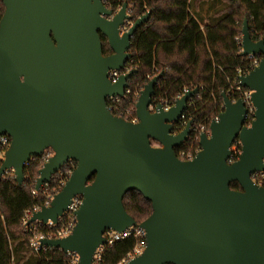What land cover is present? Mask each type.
Here are the masks:
<instances>
[{
	"label": "water",
	"instance_id": "1",
	"mask_svg": "<svg viewBox=\"0 0 264 264\" xmlns=\"http://www.w3.org/2000/svg\"><path fill=\"white\" fill-rule=\"evenodd\" d=\"M1 1L0 137L8 136L10 144L0 178L13 171L22 186L25 165L51 150L38 171V191L68 161L76 163L62 189L27 225L57 224L72 198L82 197L71 233L43 238L41 247L76 254V264H92L105 231L137 227L146 246L127 264H264V186L252 180L264 172V38L253 41L244 20L240 56H262L238 77L251 91L250 125L243 100L233 102L222 93L223 111L210 122L209 136L200 134L193 159L180 160L175 150L188 140L193 122L177 133L175 126L197 89L187 90L168 110L159 104L151 111L160 73L140 91L136 123L107 106L109 97H124L136 70L114 83L108 73L125 71L131 38L150 12L120 33L132 20L127 3L114 12L105 0ZM101 36L110 55L102 53ZM236 141L241 152L230 163ZM233 182L240 190L230 188ZM132 191L151 203L141 223L123 205Z\"/></svg>",
	"mask_w": 264,
	"mask_h": 264
},
{
	"label": "trees",
	"instance_id": "2",
	"mask_svg": "<svg viewBox=\"0 0 264 264\" xmlns=\"http://www.w3.org/2000/svg\"><path fill=\"white\" fill-rule=\"evenodd\" d=\"M123 3L128 5L131 22L147 12L150 16L131 38L126 66L136 72L128 80L131 93L115 104L107 103L113 115L127 121L135 117L133 108L137 99L134 92H139L160 73L162 76L154 93L156 102L173 101L184 88L197 89L188 101L184 119L175 126L176 133L183 129V122L190 120L194 127L209 126L223 111L222 93L234 102L247 91L246 88L237 90L238 77L248 74L252 65L248 57L240 56L242 27L246 20L251 39L264 38V0H105L114 12ZM3 12L0 0V18ZM101 43L103 55H110L112 52L104 36H101ZM195 136L191 132L188 140L176 148V154L191 144L198 150L199 143L193 141ZM234 145L241 151L239 141ZM48 153L51 150L45 152ZM238 157L236 154L234 161ZM42 165V157L32 158L25 165L22 186L17 185L13 173H5L0 178V264H70L69 256L60 249L35 251L31 247L35 235L51 236L52 229L40 227L36 222L24 224L27 213L44 205L48 196L58 193L63 187L61 183L76 167V163L66 164L58 172L57 179L34 196L31 191ZM230 188L240 190L236 182L231 183ZM123 205L137 223L152 212L151 203L135 191L124 196ZM133 246V238L116 242L102 254L99 264H118Z\"/></svg>",
	"mask_w": 264,
	"mask_h": 264
},
{
	"label": "built area",
	"instance_id": "3",
	"mask_svg": "<svg viewBox=\"0 0 264 264\" xmlns=\"http://www.w3.org/2000/svg\"><path fill=\"white\" fill-rule=\"evenodd\" d=\"M105 3V2H104ZM106 5V4H105ZM107 8H109L106 5ZM129 10V9H128ZM116 12V11H115ZM132 22H126L124 26L121 27L120 29V33L125 32L128 27L131 25ZM248 58L252 61V65L250 67V71L254 69V67H256L259 64L260 58L259 56H248ZM129 69L127 66L125 67V71H109L108 73V78L109 80L114 83L117 81L118 77L123 74L128 72ZM249 71V72H250ZM239 83V80H238ZM243 87L240 86V84L237 86V90L240 91ZM142 89H140L141 91ZM139 92H134V97L136 99H138L139 97ZM187 91V89H183L182 92L177 96L176 99L180 98L185 92ZM131 93L130 89L127 88L125 90V95H129ZM251 97V91H249L247 89V91H243L242 92V96L240 99L243 100L244 104H245V108L247 109V114H246V126L250 125V121L253 119L254 117V112H255V108L251 103L250 100ZM174 99L173 101H169L167 99L161 100L159 102H156L155 98L153 97V103L152 105L149 107V109L151 111H154L157 105H162V107L164 108V110H168L175 102ZM120 100L119 97H109L107 99V103L109 102V104H115ZM109 108V107H108ZM110 110V108H109ZM133 110L135 111V107L133 108ZM184 119V114L182 117V120ZM132 123H136L137 122V118H136V113H135V117L131 118L129 120ZM186 123L183 122L182 126L183 128L185 127ZM210 125V124H209ZM191 132H194L196 134V136L194 137V142L197 141L199 143V136L201 133H205L209 136L210 134V130H209V126H205V125H197L196 127H194V125H192V130ZM189 138V137H188ZM10 144V139L8 136H2L0 137V165L3 161L4 158V153L7 150L8 146ZM240 144V143H239ZM200 149V146H199ZM198 150H194L193 149V144H191L187 149L181 150L179 151L176 155L180 160H191L194 158L195 154L199 151ZM232 150V158L230 159V163L232 161H234V156L236 154H240V150L238 149V145H233L231 147ZM52 155L51 153L45 154L43 156H41L43 158V163L47 162L49 157ZM72 163H75L74 161H68L66 164L67 165H72ZM65 164V165H66ZM64 165V166H65ZM63 166V167H64ZM62 167V168H63ZM61 168V169H62ZM60 171V170H59ZM58 171V172H59ZM10 173H13V171H8ZM7 172V173H8ZM58 172L52 177L51 181H54L57 179L58 176ZM70 176V174H69ZM68 180V179H67ZM66 180V181H67ZM252 180L258 184V185H262L263 181H264V172H259V173H255L252 176ZM62 182L61 184L64 185L65 182ZM48 184L43 185L40 189H44ZM39 191V190H38ZM37 190H35V188L31 191L32 195L36 196L38 193ZM53 196H48L47 200L45 201L44 205L42 206H37L35 207L32 211H29L24 220V224L25 226H27V221L29 220V218L31 217L32 213L35 211L40 210L42 207H46L49 205L50 201L52 200ZM82 203V197L80 195H77L75 197L72 198L71 204L68 206L67 211L63 214L62 217H60L58 219V222L60 224H53L51 221H48L47 223H42V222H36L38 224V226H46L48 229H52L53 233L50 236L44 237L42 235H35L34 238L31 240L30 245L31 247L35 250L38 251L40 249H47L44 247H41L40 245V240L43 238H48V239H58V238H63L68 236L73 227L75 226L76 223V217H75V212L79 209L80 205ZM65 218V222L63 221V217ZM37 225L33 227V229H36ZM31 230V229H30ZM103 238H104V243L101 244L95 251L94 256H93V262L92 264H99L101 262L102 259V254L107 251L109 248H111L116 242H120L129 238H133L134 239V246L131 249L130 252L127 253V255L120 261L118 262V264H127L130 260L134 259L135 257L141 255L145 249L146 246V240H145V233L142 229L137 228V227H129L127 229H125L122 232H117V231H112V230H108L105 231V233L103 234ZM67 255L70 258V264H76L78 262V256L76 254L73 253H67Z\"/></svg>",
	"mask_w": 264,
	"mask_h": 264
},
{
	"label": "flooded vegetation",
	"instance_id": "4",
	"mask_svg": "<svg viewBox=\"0 0 264 264\" xmlns=\"http://www.w3.org/2000/svg\"><path fill=\"white\" fill-rule=\"evenodd\" d=\"M153 145H154V146H157V144H155V143H154Z\"/></svg>",
	"mask_w": 264,
	"mask_h": 264
}]
</instances>
